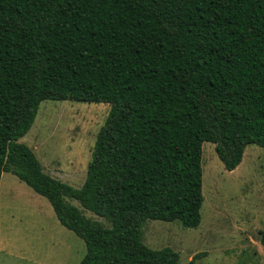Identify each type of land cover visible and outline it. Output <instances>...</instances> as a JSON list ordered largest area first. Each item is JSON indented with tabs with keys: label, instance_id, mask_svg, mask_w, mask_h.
Segmentation results:
<instances>
[{
	"label": "trees",
	"instance_id": "16d2710c",
	"mask_svg": "<svg viewBox=\"0 0 264 264\" xmlns=\"http://www.w3.org/2000/svg\"><path fill=\"white\" fill-rule=\"evenodd\" d=\"M43 100L109 104L80 187L18 141ZM206 141L227 171L247 144L264 148V0H0V178L49 201L85 243L78 264L205 255L181 263L148 247L142 226L200 224ZM259 238L264 247V227Z\"/></svg>",
	"mask_w": 264,
	"mask_h": 264
},
{
	"label": "rangeland",
	"instance_id": "374dc122",
	"mask_svg": "<svg viewBox=\"0 0 264 264\" xmlns=\"http://www.w3.org/2000/svg\"><path fill=\"white\" fill-rule=\"evenodd\" d=\"M109 104L103 102H40L29 130L18 139L37 157L44 173L80 187L99 128ZM201 221L187 227L179 220L148 219L142 241L151 249L171 247L185 263L199 252L194 264H264L260 230L264 227V148L250 143L240 164L224 169L212 142L202 143ZM65 200L104 227L111 223ZM108 222V223H107ZM84 241L57 220L49 201L14 174L0 178V264H78Z\"/></svg>",
	"mask_w": 264,
	"mask_h": 264
},
{
	"label": "crops",
	"instance_id": "0c3cea01",
	"mask_svg": "<svg viewBox=\"0 0 264 264\" xmlns=\"http://www.w3.org/2000/svg\"><path fill=\"white\" fill-rule=\"evenodd\" d=\"M234 170V169H233Z\"/></svg>",
	"mask_w": 264,
	"mask_h": 264
}]
</instances>
